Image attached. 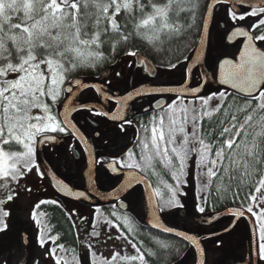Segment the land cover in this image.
<instances>
[{
	"label": "snow or ice",
	"instance_id": "obj_1",
	"mask_svg": "<svg viewBox=\"0 0 264 264\" xmlns=\"http://www.w3.org/2000/svg\"><path fill=\"white\" fill-rule=\"evenodd\" d=\"M216 4L224 10L226 27L219 28L214 43L208 29L207 2L203 4L198 22L199 5L195 0H0V264H51V258H55V264H67L58 255L66 251L65 246L51 247L50 241L58 238L32 227L34 222L39 223L33 209L44 201L30 200L33 188L28 187L25 177L32 174L43 179L48 175L46 170H40L42 163L37 162L38 144L58 142L57 135L53 134L70 137L80 134L69 118L75 111H86L90 116L107 117L112 121L110 136H101L100 131L94 134L104 144L115 145L118 151L108 153L111 159L106 165L95 155L91 161L93 166L110 169L109 178L115 180L113 190L116 192L112 199H119L124 192H127L126 199L133 196L134 191L129 188L137 180L136 170L144 173L151 169L154 159L166 164L174 182L165 185L170 196L155 205L157 211L185 206L179 196L187 183L189 167L199 171L202 192L213 186L214 178L217 192L226 194L236 189L233 198L240 195L239 190L247 189L245 200L251 206L246 209L238 206L231 211V216L256 217L254 222L259 223L256 264H264V50L256 46L257 41L264 45V0H216ZM122 13L131 23L132 31H127L129 23H119ZM189 31H195L198 40L191 56L185 58L188 63L184 65L179 87L156 86L143 91L141 81L139 86L131 84L124 95L114 97L109 95L114 86L112 79L121 77V72L114 71L113 77L106 78L100 86L68 79L69 74L84 67H96L97 61L106 59L101 51L105 38L110 40L117 36L127 42L130 36L147 35L149 40L162 45L165 40ZM239 38L244 39L238 59L217 57L215 67L209 63L216 47L227 48ZM126 55L136 57L139 53L134 50ZM143 63L149 75H157L147 61ZM188 64L192 65L191 69ZM167 67L175 69L177 64L168 61ZM208 68L213 71H207ZM217 74L216 82L247 95L234 97L231 103H226L227 90L201 95L204 86ZM90 87L97 99L108 102L115 99L119 105L116 110H104L103 105L100 108L89 106L83 96L77 99L82 89ZM165 94H172V99L156 101L159 112L152 116L151 127L142 126L144 134L135 140L134 148L140 149L137 159L134 148L127 146L128 126L133 124L128 103L138 97ZM187 97H192V102L185 103ZM214 114L218 115L216 123L203 129L204 118L211 119ZM80 139L87 143L83 134ZM121 141L124 143H118ZM13 144L19 150H11ZM94 171L95 168L89 174L93 182ZM56 185L66 196L91 199V194L76 192L62 180L57 179ZM154 191L160 196L158 190ZM104 199H109L108 193ZM255 207L260 211H254ZM197 210L205 213L204 206H197ZM67 211L72 214L71 209ZM97 223L107 226L112 221L98 220ZM128 223L125 217L124 224ZM152 226L162 227L159 221ZM162 230L175 231L170 227ZM224 231L230 230L225 226ZM89 235L96 243L101 242V231L94 226ZM178 235L200 248L195 236L185 232ZM113 240H122L121 248L128 245L138 254L122 255L120 251H113L110 257L93 264H120L122 261L134 264L137 260L148 264L134 238L109 234L107 241ZM216 243L223 247L226 238L221 235ZM87 247L94 248L95 244L89 243ZM200 250L203 255L204 250ZM46 256L49 259H45ZM239 259L244 264H253L251 243L247 259L243 255ZM73 261L79 264L75 257Z\"/></svg>",
	"mask_w": 264,
	"mask_h": 264
},
{
	"label": "flooded vegetation",
	"instance_id": "obj_2",
	"mask_svg": "<svg viewBox=\"0 0 264 264\" xmlns=\"http://www.w3.org/2000/svg\"><path fill=\"white\" fill-rule=\"evenodd\" d=\"M222 27H226L225 14L223 8L218 6L213 15L212 31L214 35V43L216 42V37L219 34V28ZM256 34H259V32L256 31ZM242 40L243 39H240L239 41L237 40V42L235 43V46L238 48V50L243 45V43H241ZM256 45H261V42L257 41ZM220 55L221 53L218 54V57ZM144 57L148 61H150L156 69H158L157 75H149L144 65L138 68L136 67V65L132 66L135 63V59L134 57H130L125 65L123 64L121 67L114 70L121 72L122 75L119 78L112 79V83L114 86L109 90V95H112L114 97L122 96L125 94V89L130 90L131 84H137V86H139L141 81H143L144 84L142 90L150 91L153 87L156 86L169 87L170 84L179 83L182 79L184 71L178 70L177 67L180 64L186 62V59L177 64V67L175 69H171L161 67L160 65L154 63L151 59H148L146 56ZM107 70L105 72H107ZM159 71H161L162 73ZM105 72L94 77L84 78L85 83L100 86L105 80H100ZM112 77L113 73L107 78ZM170 79H175L176 81ZM152 81H156V83L154 84L152 83ZM105 87L108 86L105 85ZM84 93H86L87 95L84 96ZM80 96L84 97V100L89 104V106L96 105L97 108H100V106L103 105L104 110L111 109L112 111H115L116 107L119 106L115 99H113L111 102H108L103 98L97 99V94L92 88L84 89V91L82 90L77 99H79ZM165 97V95L155 97L143 96L129 101L128 114L133 117V124L128 126L129 142L127 143V146L129 149H133L136 138L144 134L142 126L151 127L150 122L152 116L159 112L149 111L148 108L154 105L157 100L161 101ZM179 99L180 97H176V100ZM189 102H192V100L185 99V103ZM196 103H199V101H196ZM71 120H73V122L76 124V127L79 128L80 134H83V136L86 138L87 143H85L84 140L80 139V134L71 137L64 134H53L57 135L58 142L45 143L41 151V157L43 159L42 161H44L43 164L46 166L45 170L48 171V176L43 179H37L35 176H32V174H28L25 177V182L27 183L28 187L33 188V195L32 197H30V200H36L37 202L44 201V203L40 204L38 208L33 209L34 214L37 215V220L39 221V223L34 222L32 224V227L42 230L45 234H50L52 237L58 238L55 242L50 241L51 247H56L57 244H63L65 246L66 251L58 252V255L62 259L67 261V264H74L73 257H75V259L79 261L80 264V257L83 249H88L90 251L89 257L93 262L95 260L100 261L105 257H110V253L113 251H120L122 255L138 254L128 245H124L123 248H121L120 245L123 244L122 240L107 241V237L109 234H111L112 236L128 235L130 239L134 238V242H136L135 240H137L142 245L143 235L158 239L160 241L163 240L164 243H172L169 248L167 247L170 251V257L168 259L169 261H166V264H176L178 261L173 262V260L178 256V251L179 253L185 251L183 254L185 255L190 250V247L181 240L165 236V234L163 235L159 232H153V230L141 224L135 217L132 216L131 213L123 212L119 207L121 203H126L127 200L133 199V203H135V199H139L140 194H143V188L141 185H137L131 189V191H134V195L129 197L128 199L125 198L127 196V192L122 193L119 199H115L114 201L103 202L99 198V194H110V192L114 191L113 185L115 184V180L109 178L110 176H112L110 169H107L106 167L101 169L99 168V166H93L91 164L93 155L101 159L106 165L111 159V157L108 156V153H114L118 151V149L111 143L104 144L101 141L100 137L96 136L94 132L100 131L101 136H110L111 130L109 126L111 125L112 121L107 117L90 116L86 111H75L71 116ZM188 131H191L190 127L188 128ZM118 143L122 144L124 142L121 141ZM134 151L137 153V159H139L140 149L136 147L134 148ZM189 164H191L190 161ZM93 168H95V171L93 173L95 177L94 182L92 179H90L89 175ZM40 170L45 171L42 167ZM197 172V174H199L198 170ZM136 173L138 175L141 174L142 177L147 179L152 185L153 189L158 190L161 195H170V192L165 185L173 184L174 182L171 178V171L163 161L154 159L151 169L146 170L144 173H140V171L137 169ZM53 176L69 184V186L76 192L84 191L91 194V199H89L90 203L75 202L60 197L51 185L50 179ZM37 184L39 185V187H34V185ZM183 190L184 185L182 188V192ZM53 200L57 201V203H52ZM157 200V203H162L159 201L158 196ZM69 205H72V207L76 208L74 214L70 215L67 211V207ZM53 209L60 210L66 215V217H68L67 219L71 225L75 238V245L69 243L67 244L60 239L59 233L56 231V229H54L55 226H53V223L48 218ZM78 210L80 212H78ZM168 211L169 210H164L161 211V213L166 214ZM255 211L258 212V209ZM113 213L115 215H113ZM125 217L128 218V225L124 224ZM98 220H109L112 221V223L105 226L102 223H97ZM89 221L92 222V225H89ZM166 224L171 227L173 225L169 220L166 221ZM115 225H119V227H116ZM93 226L95 227V230L101 231V236L99 238L101 241L100 243H96V239L90 237L89 235V233L93 231ZM129 227L131 228L130 232L127 231ZM257 227L259 233V224H257ZM238 236L239 235L236 233L235 238H238ZM103 241H107V243H104ZM89 243L95 244V247L88 248L87 245ZM178 246L179 248H177ZM38 247L39 246L37 245V248ZM218 247L220 249H223L225 246H217V248ZM109 250H111V252ZM140 250L141 253H143L144 255L146 254L142 249ZM93 253H95V255H93ZM46 258L48 257L46 256ZM37 259H39V256H37ZM51 264H55V258H51ZM120 264H127V262L122 261L120 262ZM134 264H141V262L137 260L136 262H134Z\"/></svg>",
	"mask_w": 264,
	"mask_h": 264
},
{
	"label": "water",
	"instance_id": "obj_3",
	"mask_svg": "<svg viewBox=\"0 0 264 264\" xmlns=\"http://www.w3.org/2000/svg\"><path fill=\"white\" fill-rule=\"evenodd\" d=\"M208 5H209L207 12V15L209 17L208 29L210 34L213 35V31H212L213 15H214V11L219 5L216 4V0H209ZM213 5H215V7H213ZM240 39H244V38H239L238 41ZM213 42H214V35H213ZM236 42L237 41H235L232 45H230L227 48L216 47L213 51V55L209 63H211L215 67V65L217 64L216 58L220 53H221V55L219 56L220 59L223 58H229L234 60L238 59L240 50H242L243 45L238 50V48L235 46ZM256 46L264 50V45H256ZM190 56L191 54L188 57ZM129 59L130 56H125L124 58L119 59L115 65L108 68L107 72H105L102 75L100 80L106 79L109 75H111L114 72V70L118 69L123 64L125 65V63ZM134 59H135L134 62L136 63L134 64L136 65L137 68L142 67V65L145 66V64L143 63L144 61H147L151 67L155 68V66L141 54L134 57ZM186 63H188L187 60L183 64H180L177 67V69L180 71H184V65ZM188 68L191 69L192 65L188 64ZM157 71L158 69H156V74L158 73ZM207 71L212 72L213 68H208ZM192 75H194V72ZM75 79H80L85 83L84 78H75ZM170 80L176 81L175 79H170ZM217 80H218V74L216 78L210 80L204 86L201 95L210 92H215L217 90L219 91L227 90V93L233 94L237 97H242L247 95L246 93H238L237 89H233L230 85L220 84L216 82ZM192 83H195L194 79L192 80ZM86 84L90 86L92 85L90 83H86ZM179 86H180L179 83H172L170 84L169 87H179ZM65 87H67V85ZM82 90L84 91V89ZM165 96L166 97L163 100H161V102L165 100L170 101L172 99V94H165ZM186 99L192 100L193 98L187 97ZM148 109L149 111H153V109L159 111V107L157 103H155ZM73 113L74 112L70 114L69 116L70 119ZM45 143L48 142H44L37 145L38 162L42 163V168L44 170L46 169V166L43 164L44 161H42L43 159L41 157L42 154L41 151ZM190 173L192 174L193 171L190 170ZM135 174L137 175V180L133 181L132 185H130L129 190L131 191L133 187L137 185H141L143 188V192H142L143 194H140L139 199L134 198L136 200L135 203H133V199H131V200H127L126 203H121L119 207L123 212L131 213L132 216L135 217L141 224L150 228L151 230H153V232L154 231L159 232L163 235L165 234V236L172 237L186 243L190 247V250L176 264H201V261H204L205 264H244V262L241 261L239 257L243 255L245 259H247L250 243H251V247L253 248V264H256V262L258 261V257L255 255V247L258 240V227H257V223L254 222L256 221L254 216H251L250 214H246L242 219L240 217L233 218L231 216V211L235 210L237 207L227 208L219 212L199 214L195 209L194 192H193L194 187L191 181L188 184L190 193L188 194L189 196L187 201L184 202L186 204V208L175 209L174 211H171L170 213H166V214L161 213V211H157L155 207L158 200L152 185L149 183L147 179L142 177L141 174L140 175H138L137 173ZM50 180L52 187L55 189V191L58 193L60 197L75 202L90 203L89 200H81V199H77L74 196H66L60 193L56 185L57 178L55 177V179H52L51 177ZM104 195L105 194H99V198L101 199V201L103 202L114 201L115 199H112V197L116 196V192L115 191L110 192L109 199H104ZM168 217L170 220L168 219ZM167 220L172 222L173 224L172 227L166 224ZM205 220H207L206 223L204 222ZM157 221L161 223L162 225L161 228H156L152 226ZM229 221H231V223H229ZM225 226L228 227V229L230 230L229 232L224 231ZM163 227H170L175 229V231L172 233H166L163 232L162 230ZM179 232H185L188 235L195 236L196 239L199 241L200 248H197L189 241L181 238L178 235ZM236 233L239 235L238 238H235ZM221 235H223L226 238V245L223 249H220L219 247L217 248L218 244L216 243L218 237ZM201 248L204 250L203 255L201 254V250H200ZM85 259H82L83 264H91L90 263L91 260H89V258H85Z\"/></svg>",
	"mask_w": 264,
	"mask_h": 264
},
{
	"label": "trees",
	"instance_id": "obj_4",
	"mask_svg": "<svg viewBox=\"0 0 264 264\" xmlns=\"http://www.w3.org/2000/svg\"><path fill=\"white\" fill-rule=\"evenodd\" d=\"M195 2L197 5H199V7L197 8V17L199 22V17L203 13V4L205 2L208 3L209 0H195ZM118 21L122 25L125 23H129L127 31H132V25L124 18L123 13L120 17H118ZM197 39L198 34L195 31L185 32L181 36L167 39L162 45L149 40L147 35L130 36L127 42L123 41L117 36L112 37L110 40L108 38H105L106 42L103 44L101 51L103 52L106 59L97 61L96 67H84L74 73L69 74L68 79L87 78L100 75L105 72L107 68L117 63L119 59L128 56L126 55V52H131L134 50L146 56L148 59H151L157 65L168 68V61H171L175 64H179L184 61L185 58L191 54L192 49L196 45ZM113 45L115 47H113ZM66 85L67 81H65L64 86ZM234 97L239 99V97L233 94H228L226 103H231ZM53 111L55 113V109ZM217 119V114H214L211 119L205 117L203 120V129H207L210 125H214ZM10 147L13 151L19 150V147L15 144L11 145ZM225 183L227 182L225 181ZM215 185L216 180L214 178L213 186L207 191L205 195L206 203L205 201L203 202L206 213L219 212L227 208L238 207L241 205L245 209L248 206H251L250 203L245 200L247 189L239 190L240 195L233 198V191H235L236 189L230 190L225 194L223 192H217L215 190ZM169 196L170 195L160 194V196H158L159 201L163 202L164 200L168 199ZM165 210L170 209L165 208ZM48 218L53 223V226H55L54 229H56V231L59 233L60 239L67 244L69 243L75 245V238L71 225L67 219L68 217H66V215L60 210L53 209ZM135 241L139 245L140 249H142L146 253L145 255L148 258V264H166V261L170 257V251L168 250V248L172 245V243H164L163 240L160 241L146 235H143V245L140 244L137 240ZM177 248H179V246ZM184 252L179 253L178 251V256L173 260V262L180 261L184 256Z\"/></svg>",
	"mask_w": 264,
	"mask_h": 264
},
{
	"label": "rangeland",
	"instance_id": "obj_5",
	"mask_svg": "<svg viewBox=\"0 0 264 264\" xmlns=\"http://www.w3.org/2000/svg\"><path fill=\"white\" fill-rule=\"evenodd\" d=\"M190 170L193 171V173L192 174L191 173L188 174V176H187V183L184 184V190L182 192L183 194L179 196L181 202L185 206L183 208H177V209H184V208H186V204L184 202L187 201V199H188V196H189L188 194L190 193V191H189L190 189H189V185L188 184L191 181L192 182V185L194 187V189H193L194 191L193 192H194L195 209L198 212L197 206H203V202L205 201L206 192H202L201 191L202 184H201V180L199 178V174H197L198 173L197 170L196 169H193L191 167H190ZM0 190L2 191V189H0ZM68 207H67V209H71L72 210V214H74V212L76 211V208L75 207H72V205H69ZM254 209L255 210L258 209V212L260 211V208L259 207H255ZM174 210H175L174 208L173 209H170L167 213H170L171 211H174ZM78 212H80V211L78 210ZM199 214H202V213H199ZM168 219H169V217H168ZM255 219H256V217H255ZM256 223L259 224L258 222H256ZM87 250L88 249H83L82 254H81V257H80V259H81L80 264H83L82 263V259L89 258V260H91L90 257H89V255H90L89 252L90 251L89 250L87 251ZM109 251L111 252V250H109ZM45 259H49V258H46L45 257ZM90 263L93 264V261H90Z\"/></svg>",
	"mask_w": 264,
	"mask_h": 264
}]
</instances>
